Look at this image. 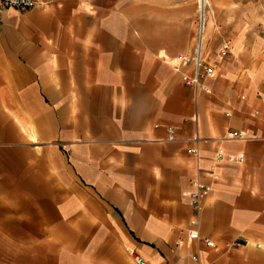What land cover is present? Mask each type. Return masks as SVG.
<instances>
[{
    "label": "crops",
    "instance_id": "1",
    "mask_svg": "<svg viewBox=\"0 0 264 264\" xmlns=\"http://www.w3.org/2000/svg\"><path fill=\"white\" fill-rule=\"evenodd\" d=\"M199 1L0 14V264H264V66L219 59L252 30L243 0H208L215 74L187 85Z\"/></svg>",
    "mask_w": 264,
    "mask_h": 264
},
{
    "label": "built area",
    "instance_id": "2",
    "mask_svg": "<svg viewBox=\"0 0 264 264\" xmlns=\"http://www.w3.org/2000/svg\"><path fill=\"white\" fill-rule=\"evenodd\" d=\"M51 0H0V14H2L5 10L10 9V8H16L20 10H28L34 7H37L41 4L49 3ZM199 6H200V1H199ZM206 12H202L200 9V16H199V26H198V47L196 50L195 57L193 58V63L195 66V72L193 76L185 75L183 77L184 81L186 82L187 85L189 86H194V87H199L202 86L203 90L206 92H209V88L207 86H203L202 82L204 79L207 78H213L214 77V69L204 61L203 59V39L205 36V31H206ZM232 49H231V44L230 42H225L222 47L219 50V59L224 60L228 56L231 55ZM191 58L188 56L183 57L182 63L183 64H189L191 62ZM170 134L171 138H174L175 135V130L170 129ZM231 136L235 139H246L247 136L244 132L242 131H235L231 134ZM198 142L200 141V138L198 137L196 139ZM191 153L193 154H198V150L196 148H192L190 150ZM224 158L223 154H218V160H221ZM240 162H243V158H239ZM211 187L198 183L197 190L192 194V199H191V205L194 208L195 211V217L191 221V225L196 227L198 225V215L201 212V196L203 191H210ZM208 245H212L211 242H207ZM197 259V257H195ZM135 260L139 264H144L145 261L143 258L140 256H135Z\"/></svg>",
    "mask_w": 264,
    "mask_h": 264
},
{
    "label": "rangeland",
    "instance_id": "3",
    "mask_svg": "<svg viewBox=\"0 0 264 264\" xmlns=\"http://www.w3.org/2000/svg\"><path fill=\"white\" fill-rule=\"evenodd\" d=\"M237 3L240 4L241 2ZM209 8L210 6L207 9L208 11ZM241 16L243 20L249 23L250 30H252L251 32L242 34L245 41L244 45L241 47L242 39L233 43L232 38L235 39V34L223 35L226 39L228 38L227 40L231 42L232 46L233 44L235 45V53L229 59L242 65V72L245 78L249 75L250 62H254L255 65L264 66V0H243ZM206 18V23L208 24V17ZM203 52L206 54L204 49ZM206 52L209 53L211 61H214L218 48L206 49Z\"/></svg>",
    "mask_w": 264,
    "mask_h": 264
},
{
    "label": "bare ground",
    "instance_id": "4",
    "mask_svg": "<svg viewBox=\"0 0 264 264\" xmlns=\"http://www.w3.org/2000/svg\"><path fill=\"white\" fill-rule=\"evenodd\" d=\"M209 3L208 0H200V7H201V10L203 12V10L205 9L206 5ZM203 51V50H202Z\"/></svg>",
    "mask_w": 264,
    "mask_h": 264
}]
</instances>
